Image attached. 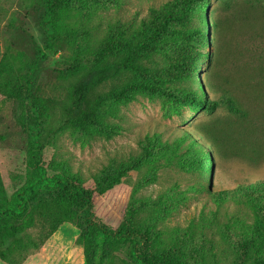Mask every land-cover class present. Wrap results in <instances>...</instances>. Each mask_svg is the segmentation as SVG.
<instances>
[{
    "label": "trees",
    "instance_id": "obj_1",
    "mask_svg": "<svg viewBox=\"0 0 264 264\" xmlns=\"http://www.w3.org/2000/svg\"><path fill=\"white\" fill-rule=\"evenodd\" d=\"M125 1L43 0L44 48L57 51L66 47L70 51L67 72L77 75L63 100L61 123L71 127L82 142L111 138L121 131L116 120L120 106L140 95L188 103L207 112L225 105L238 116L246 114L232 93L211 99L201 83L200 89L186 85L196 84V71L204 60L212 61L211 52L205 50L212 41L206 12L212 0H166L150 6L149 13L139 20L117 18L107 24L102 38L94 36L98 10L119 8ZM253 2L264 5V0ZM40 51L43 57L47 55ZM254 51L264 58V45ZM0 79H5L1 69ZM105 83L108 87L99 91ZM9 88L7 81H0V93H9ZM185 136L191 141L181 159L202 170L208 163L211 173L210 149L199 141L204 136ZM140 144V153L115 156L88 179L64 162L60 163L62 171L50 173L58 164L43 163L45 146L41 142L28 160L33 173L26 185L13 194L9 204L2 205L0 198V259L23 264L30 253L70 222L79 228L78 248L83 246L86 264H119L115 251L128 241L135 243L129 253L131 264H264V179L228 190H210L217 207L201 211L199 218H191L186 226H175L171 242L165 244L155 227L187 196L175 191L157 200L136 197L142 185L156 179L161 166L155 161L159 152L152 138L147 135ZM146 163L150 164L148 174L131 183L122 220L110 223L101 219L97 199L129 180ZM3 187L0 168V196Z\"/></svg>",
    "mask_w": 264,
    "mask_h": 264
},
{
    "label": "rangeland",
    "instance_id": "obj_2",
    "mask_svg": "<svg viewBox=\"0 0 264 264\" xmlns=\"http://www.w3.org/2000/svg\"><path fill=\"white\" fill-rule=\"evenodd\" d=\"M164 1L126 0L119 8L99 9L94 36L102 38L107 24L117 18L139 20L149 13L150 6ZM253 1L212 0L210 9H206L212 41L205 46L212 61L202 62L196 71V84L186 82L187 86L199 89L201 83L211 99L232 93L245 107V115L238 116L225 105L207 112L188 103L175 104L140 95L120 106L116 119L121 124L118 134L82 142L71 127L61 123L62 103L77 75L67 72L70 51L66 47L57 51L44 48L43 0H0V69L5 78L0 81H7L10 87L9 93H0V168L4 181L1 204H9L13 194L32 176L28 160L41 142L45 146L43 163L58 164L50 173L62 171L60 163L64 162L72 171L91 179L92 173L113 157L140 153V140L149 135L159 152L155 161L161 166L156 179L142 185L136 197L157 200L175 191H183L187 196L155 227L165 244L171 242L175 226H186L191 218L197 220L201 211L217 207L210 190H228L264 179V68L263 74L259 73L264 58L254 51L264 45V5ZM42 49L47 53L45 57ZM107 87L105 83L98 89L103 91ZM187 133L194 138L204 136L199 141L210 149L211 173L208 163L202 170L201 166L181 159L191 141L185 136ZM149 167V163L144 164L129 180L97 199L101 219L110 223L122 220L130 200L131 183L142 174L147 175ZM226 206L231 208L233 204ZM246 216L252 218L250 213ZM66 224L69 226L55 231L23 264H86L83 246L78 248L79 228L70 222ZM133 245L128 241L115 251L119 264L132 263L129 253ZM0 264L7 263L0 259Z\"/></svg>",
    "mask_w": 264,
    "mask_h": 264
},
{
    "label": "crops",
    "instance_id": "obj_3",
    "mask_svg": "<svg viewBox=\"0 0 264 264\" xmlns=\"http://www.w3.org/2000/svg\"><path fill=\"white\" fill-rule=\"evenodd\" d=\"M3 261V260H2ZM6 263V262H5Z\"/></svg>",
    "mask_w": 264,
    "mask_h": 264
}]
</instances>
